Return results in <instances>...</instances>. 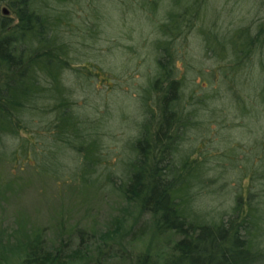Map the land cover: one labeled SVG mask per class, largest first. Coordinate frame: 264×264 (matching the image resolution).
Returning a JSON list of instances; mask_svg holds the SVG:
<instances>
[{"label": "trees", "instance_id": "16d2710c", "mask_svg": "<svg viewBox=\"0 0 264 264\" xmlns=\"http://www.w3.org/2000/svg\"><path fill=\"white\" fill-rule=\"evenodd\" d=\"M117 1L121 10L145 16L163 11L153 43L155 75L143 89L141 119L126 141L118 179L109 172L99 180L105 127L93 121V110L77 108L70 84L83 56L76 42L98 39L103 29L96 28L111 19L105 0H0L13 15L0 13V158L16 159L17 152H30L39 142L44 148L36 162L56 172V151L70 150L79 159L73 174L82 185L106 183L125 203L123 211L135 207L147 217L130 232L129 243L152 227L162 253H120L115 239L124 228L121 216L112 228L87 235L77 230L78 241L68 234L47 241L42 228L18 226L3 243L0 232V264H108L127 258L133 264H264V188L253 197L237 195L222 212L199 205L214 177L206 158H194L198 148L184 145L190 133L205 138L212 119L226 122L228 110L259 116L264 129V21L226 29L216 0ZM79 10L84 14L78 16ZM199 42L209 56L216 51L215 64L222 69L216 83L195 81L187 63ZM184 55L191 69L185 65L181 75L177 63ZM257 161L253 176L264 181V147Z\"/></svg>", "mask_w": 264, "mask_h": 264}, {"label": "rangeland", "instance_id": "374dc122", "mask_svg": "<svg viewBox=\"0 0 264 264\" xmlns=\"http://www.w3.org/2000/svg\"><path fill=\"white\" fill-rule=\"evenodd\" d=\"M105 2L109 8L112 7L109 14L111 19L101 22L102 28L94 26L98 30L103 29L96 35L98 39L76 42L83 56L71 73L73 81L70 83L75 88L77 108L93 110V121H99L105 127L106 146L99 171L100 181H105V175L109 172L116 178L127 158L126 141L135 133L141 119L143 89L148 78L155 75L154 60L157 53L153 43L159 37L157 29L163 13L159 10L157 17L145 16L129 11L126 7L121 10L117 0ZM214 4L220 12L219 23L226 29L249 23L256 26V22L264 21L261 0H216ZM4 6H0L1 14ZM118 6L120 9H117ZM81 11H77L78 16L84 14ZM6 15L13 17L11 13ZM192 37L193 45L195 38ZM205 47L200 42L194 45V52L191 49L192 59L189 58L187 63L191 62V67H194L191 72L196 74L195 81L205 83L208 79L210 82L216 80V83L222 77V69L215 64L218 59L215 57L216 51L209 50V56ZM185 56L178 58L181 75L185 65L188 71L191 69L186 64ZM83 64L92 69L91 75L84 67H80ZM92 64L96 68L91 67ZM257 74L260 76L259 71ZM244 78L247 80L250 76L244 74ZM228 111L229 119L226 122H221L220 118L212 119L210 128L205 130V138L199 140L196 133H190L187 143H184L197 147L194 158H206L207 164L211 166L210 174L214 180L201 190L205 194L197 203L216 213L230 209L237 195L240 194L243 199L253 197L264 188V181L255 178L252 171L264 147L261 118L255 116L250 119L239 111L233 112V116L232 111ZM21 135L28 137L25 133ZM14 141L18 143L19 138ZM16 143L13 142V146ZM33 146L35 148L30 152H17L16 159L0 158V232L6 235L3 243L6 237H12L10 235L15 233L18 226L42 228L47 241H57L67 234L78 241L77 230H82L84 235L99 232L106 227L112 228L114 218L124 216V228L115 239L120 253L128 257L138 252L151 255L162 253V239L155 237L152 227L143 237L129 243L130 232L138 229L147 217L139 215L135 207L130 208V213L123 211L125 203L109 190L110 186L106 183L96 187L82 185L73 174L77 171L75 164L79 159L70 150L56 151L55 160L60 161L58 171L45 172L40 168L41 163L36 162L44 146L39 142ZM201 154L203 157L199 156ZM28 155L31 157L28 158ZM108 264H133V261L130 258L123 261L115 259Z\"/></svg>", "mask_w": 264, "mask_h": 264}, {"label": "water", "instance_id": "95a60500", "mask_svg": "<svg viewBox=\"0 0 264 264\" xmlns=\"http://www.w3.org/2000/svg\"><path fill=\"white\" fill-rule=\"evenodd\" d=\"M2 13L5 14V15L9 13V10L7 9V7L4 6L2 8Z\"/></svg>", "mask_w": 264, "mask_h": 264}]
</instances>
